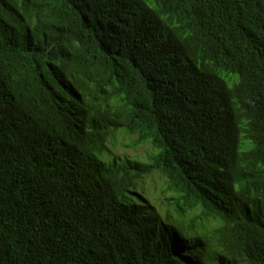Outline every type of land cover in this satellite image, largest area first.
Instances as JSON below:
<instances>
[{"label": "trees", "instance_id": "16d2710c", "mask_svg": "<svg viewBox=\"0 0 264 264\" xmlns=\"http://www.w3.org/2000/svg\"><path fill=\"white\" fill-rule=\"evenodd\" d=\"M0 264H264V0H0Z\"/></svg>", "mask_w": 264, "mask_h": 264}, {"label": "rangeland", "instance_id": "374dc122", "mask_svg": "<svg viewBox=\"0 0 264 264\" xmlns=\"http://www.w3.org/2000/svg\"><path fill=\"white\" fill-rule=\"evenodd\" d=\"M136 137L126 134L123 131H118L114 138L109 142L112 150V157L117 158L119 161L125 159H134L136 161H148V156L152 151L150 144L136 145ZM246 148L245 143L242 146ZM109 157L106 158L109 161ZM142 187L144 191H142ZM165 187L164 179L159 173H154L151 176L146 177L143 181L139 182L137 190L142 192L147 198H165L162 195V190Z\"/></svg>", "mask_w": 264, "mask_h": 264}]
</instances>
